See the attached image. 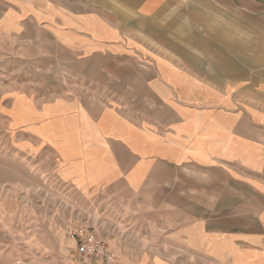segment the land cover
Masks as SVG:
<instances>
[{"label":"crops","instance_id":"obj_1","mask_svg":"<svg viewBox=\"0 0 264 264\" xmlns=\"http://www.w3.org/2000/svg\"><path fill=\"white\" fill-rule=\"evenodd\" d=\"M3 1L13 33L36 28L73 63L119 65L107 75L139 101L36 96L80 145L68 185L152 193L171 225L159 249L114 241L112 264H264V72L246 59L250 46L264 56V0Z\"/></svg>","mask_w":264,"mask_h":264},{"label":"rangeland","instance_id":"obj_2","mask_svg":"<svg viewBox=\"0 0 264 264\" xmlns=\"http://www.w3.org/2000/svg\"><path fill=\"white\" fill-rule=\"evenodd\" d=\"M7 7L0 0V264H72L77 254L71 232L80 228L112 245L119 241L159 249L171 227L160 221L159 199L152 193L109 190L89 197L82 187L85 176L78 179L77 193L66 182L76 168L67 161L80 153V145L69 142L66 113L51 103L41 111L36 108V96L82 93L102 105L129 109L138 99L122 95L126 82L107 75L119 65L102 59L73 63L48 41V33L36 28H28L24 36L13 33L17 21ZM256 51L249 47V68L258 65L264 72V56L258 63ZM154 261L160 264V257Z\"/></svg>","mask_w":264,"mask_h":264},{"label":"built area","instance_id":"obj_3","mask_svg":"<svg viewBox=\"0 0 264 264\" xmlns=\"http://www.w3.org/2000/svg\"><path fill=\"white\" fill-rule=\"evenodd\" d=\"M76 241V258L72 264L80 261L112 264L115 259V248L108 241L98 239L93 233L80 228L71 232Z\"/></svg>","mask_w":264,"mask_h":264},{"label":"bare ground","instance_id":"obj_4","mask_svg":"<svg viewBox=\"0 0 264 264\" xmlns=\"http://www.w3.org/2000/svg\"><path fill=\"white\" fill-rule=\"evenodd\" d=\"M33 171V170H32ZM34 172V171H33ZM4 188V187H3ZM74 243V241H72ZM66 251V249H64Z\"/></svg>","mask_w":264,"mask_h":264}]
</instances>
